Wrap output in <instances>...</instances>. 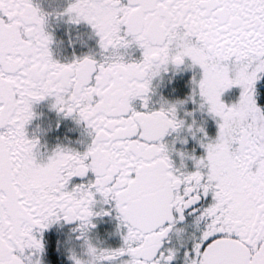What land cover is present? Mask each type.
<instances>
[{
  "label": "snow or ice",
  "instance_id": "snow-or-ice-1",
  "mask_svg": "<svg viewBox=\"0 0 264 264\" xmlns=\"http://www.w3.org/2000/svg\"><path fill=\"white\" fill-rule=\"evenodd\" d=\"M51 15L0 0V264H43L60 221L78 222L73 264H172L164 242L186 210L203 226L185 264H264V0H70L55 15L90 25L100 49L70 62L53 56ZM182 68L199 70L190 94L155 107L154 80ZM47 98L86 125L85 151L29 136ZM189 138L199 153L175 146ZM113 210L122 244L98 248L93 217Z\"/></svg>",
  "mask_w": 264,
  "mask_h": 264
},
{
  "label": "flooded vegetation",
  "instance_id": "flooded-vegetation-1",
  "mask_svg": "<svg viewBox=\"0 0 264 264\" xmlns=\"http://www.w3.org/2000/svg\"><path fill=\"white\" fill-rule=\"evenodd\" d=\"M42 10L52 13L49 17L47 30L53 34L54 41L51 45L53 56L61 62H70L76 57L84 55H94L100 57V49L98 46V37H96L93 29L86 22L79 24L68 21L67 16L57 17L56 12H62L70 3V0H34ZM133 58L139 59L140 50H130ZM198 69L182 68L179 71L170 69L167 73H163V79L157 78L153 85L155 93L152 96L153 105L159 107L161 97L175 101L177 99H185L191 92V81ZM261 91V103H264V80L259 82ZM191 102V101H190ZM53 98H47L34 105V111L37 116L27 126L29 136H37L40 139L42 152H50L57 145L68 146L78 151H85L91 137L83 122L77 123L72 116H64L58 113L50 105ZM191 110L195 105L184 106ZM200 114V112H199ZM180 115H184L183 109ZM191 120V118H188ZM198 120V115H196ZM199 121V120H198ZM183 135V134H182ZM173 136L166 137L169 142L173 140ZM177 148L184 147L191 151L196 149L197 153L201 151L199 146L189 138L187 145H181L176 142ZM177 163H179L178 158ZM189 167L191 162L189 161ZM96 211L101 208H108L109 205L98 203L94 206ZM190 210L185 211V219L178 221L169 237L165 239V248H175L176 257L172 264H185V252L192 248L195 239L199 236L202 224L198 226L195 221V214H189ZM96 227L88 232V237L98 248H118L122 244L120 233L117 231L118 221L116 213L113 210L112 215L93 217ZM65 223L60 221L46 229L43 233V242L45 251L42 256L43 264H73L69 259V250L82 254L84 251L83 240L77 239L79 232L72 231L76 228V224ZM180 229L181 231H177Z\"/></svg>",
  "mask_w": 264,
  "mask_h": 264
},
{
  "label": "rangeland",
  "instance_id": "rangeland-1",
  "mask_svg": "<svg viewBox=\"0 0 264 264\" xmlns=\"http://www.w3.org/2000/svg\"><path fill=\"white\" fill-rule=\"evenodd\" d=\"M238 89H232V90H230L227 94H226V99L227 100H232V99H234L237 95H238ZM188 104L190 105H194L192 102H188ZM194 108V107H193ZM192 108V109H193ZM196 115H198V120H199V122H204V124H205V127H206V129H207V131H208V133H209V135L210 136H215V134H216V124H215V122L210 118V117H207V115L206 114H202V113H200L199 114V112H196L195 113V117H196Z\"/></svg>",
  "mask_w": 264,
  "mask_h": 264
}]
</instances>
